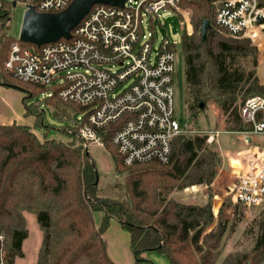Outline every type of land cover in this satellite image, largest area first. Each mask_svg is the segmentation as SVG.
Listing matches in <instances>:
<instances>
[{"label": "trees", "instance_id": "obj_1", "mask_svg": "<svg viewBox=\"0 0 264 264\" xmlns=\"http://www.w3.org/2000/svg\"><path fill=\"white\" fill-rule=\"evenodd\" d=\"M223 0L181 1L188 12L193 34H182L185 106L195 119L209 103L224 115V132L242 133L250 130L242 123L239 108L248 97L264 98V84L254 73L256 56L248 38H231L219 34L214 16ZM264 7V0H257ZM11 4L0 0V84L25 94L22 98L24 116L41 117L38 95L49 88L28 83L20 86L4 70L6 50L13 43L23 47L36 46L20 42L7 34ZM179 18L181 15L178 13ZM208 21L203 39L200 28ZM3 22V23H2ZM2 28V31H1ZM247 63L246 71L241 63ZM26 87V88H25ZM28 88V89H27ZM43 103L54 114H67L75 108L62 103L55 95ZM202 106V107H201ZM73 108V109H74ZM37 122V119H36ZM81 125L68 126L73 136ZM111 124L102 131V142L110 149L116 172L124 174L126 196L113 200L98 196L97 175L88 152L78 144L47 138L17 123L0 124V257L5 264L22 258V243L27 238L24 213L32 214L41 232V241L34 264H115L108 257L103 235L115 220L129 235V249L137 264H151L143 255L155 252L167 258L168 264H216L222 239L233 233L235 224L219 220L213 223L210 203H181L162 195L164 190L181 191L191 185H211L221 157L209 148L206 131L175 138L167 164L151 162L126 167L110 142ZM66 133L65 128L61 129ZM237 208H244L236 205ZM101 212L97 226L94 213ZM239 214L238 210L234 211ZM256 236L249 250L228 252L219 264H261L264 261V212L253 221Z\"/></svg>", "mask_w": 264, "mask_h": 264}, {"label": "built area", "instance_id": "obj_2", "mask_svg": "<svg viewBox=\"0 0 264 264\" xmlns=\"http://www.w3.org/2000/svg\"><path fill=\"white\" fill-rule=\"evenodd\" d=\"M72 0H21L18 5L39 13H58ZM181 1L124 0L123 6L95 4L71 31L70 39L42 45L9 46L4 70L20 82L49 88L62 103L84 109L75 125L83 149L103 145L102 131L111 124V144L126 167L158 162L167 164L180 129L173 112L171 42L156 43L154 21L166 11L179 13ZM220 33L231 38L264 39V7L257 0H223L214 16ZM190 34V33H188ZM260 44V43H259ZM239 115L250 130L244 136L264 135V98H246ZM196 133H202L197 131ZM218 131L207 133L213 144ZM87 152V151H86ZM242 168L234 175L232 201L244 208L264 204V150L240 154ZM2 239V237H0ZM0 264H5L2 255Z\"/></svg>", "mask_w": 264, "mask_h": 264}, {"label": "rangeland", "instance_id": "obj_3", "mask_svg": "<svg viewBox=\"0 0 264 264\" xmlns=\"http://www.w3.org/2000/svg\"><path fill=\"white\" fill-rule=\"evenodd\" d=\"M5 1L11 4L9 17L10 20L6 32L10 37L18 39L24 8L18 5V2H20L21 0ZM14 1L16 2L15 6L12 5ZM179 14L181 15V18H179L178 14L175 12L166 11L164 13H161V16L154 21L153 28H151L149 25L147 29L148 31L153 32L157 41L156 43H159L161 38L165 37L171 42V44H173L172 47L174 54V72L172 84V102L174 118L180 129H189V132L187 131V135L197 134L196 132L198 130H203L208 133L218 131V134L216 135V141L213 144L208 145V147L215 150L220 155V157L221 151L229 152L232 156H237L240 151H245L247 146L241 144V142L237 140L236 135L224 132V115L219 107H217L213 103H209L207 107L198 115L196 120L190 118V116L186 112L184 62L181 48V38L183 33L188 36L192 35L194 29L191 23L188 22V12L185 9L180 8ZM222 35L225 36L224 34ZM250 42V46L254 48L257 63L253 71L258 79V82L260 84H264V39L262 42ZM241 66L246 71L251 69L245 62L241 63ZM13 79L15 80L14 82H17L20 86L23 85L19 80L15 78ZM24 96L25 94L20 90L12 87H6L0 84V124L17 123L20 125H26L33 131H35V135L38 136L39 139H42L45 129L43 127L34 128L35 124L39 126V122H41L43 126H47L50 128L47 131V138L62 140L63 142H70L73 144L79 143L76 135L69 136L68 132L71 131L69 129H66L68 126H73L74 123H76L78 116L81 115V113L75 111L74 107V109L71 108L72 111L67 114L58 113L56 115L54 114L52 108L47 107L45 103H43L44 96L38 95L34 99V102L39 103L38 110L41 112L42 116L25 117L22 104V98ZM64 128L66 131L65 134L61 132V129ZM253 140L254 142L252 146L264 149V135L255 136L253 137ZM85 151L89 153L91 159L94 162L97 175L98 196L113 200L125 199L126 186L124 182V174L121 172H116L114 170L110 149H108L104 144L102 146L98 144H91L90 147L86 148ZM222 165L223 159L221 157L220 164L215 168L214 179L209 186L191 185L181 191L164 190L162 192L163 196L165 195L167 198H172L175 201L181 203L206 205L209 202L214 220L211 226L206 229V232L215 227L219 220H225L228 226L233 223L235 224L233 233L229 235L226 234V236L222 239L220 247L221 258L217 261L216 264H219L220 260L228 252L233 251L234 249L244 251L249 250L253 246L256 236L255 230H253V221L258 218V216L262 212H264V204L262 206L253 208H237L233 203L230 189L232 187L234 175L240 170L239 165L237 166L235 164L232 166L230 172L231 178L226 177L221 180L222 186L220 185L219 189H217L216 186H213V182L218 178L219 170L221 169ZM203 194H205L207 197L205 204L200 203V200L202 198L201 196ZM235 208L236 211L238 210L239 212L238 215L237 213L236 215L234 213ZM93 215L95 224L98 226L103 214L101 212H95ZM32 217L34 218V221L32 225H29L31 236L29 238V242L26 243L28 244V255L26 261L24 262L30 261V258H32V256L34 258V255H36L37 244L39 242V239H41V232L35 221V217L33 215ZM34 239H36V243ZM126 246L127 245H125L123 250H116L117 256L115 255L116 259L124 264L127 263V259H130V256L127 258L128 251L129 255L133 257L130 249H126ZM157 255L150 258H147L146 255H143V257L146 260L150 261L151 264L168 263L166 257ZM35 258L37 257L35 256ZM19 262H23L21 261V258H18L15 264ZM134 263L137 264L135 261ZM261 264H264V261Z\"/></svg>", "mask_w": 264, "mask_h": 264}, {"label": "water", "instance_id": "obj_4", "mask_svg": "<svg viewBox=\"0 0 264 264\" xmlns=\"http://www.w3.org/2000/svg\"><path fill=\"white\" fill-rule=\"evenodd\" d=\"M123 3L124 0H72L64 10L58 13H39L30 7L24 10L18 40L40 47L60 39H70L71 31L88 14L93 5L121 7ZM12 5L15 6L16 2L14 1ZM208 28V21H203L200 28L203 39Z\"/></svg>", "mask_w": 264, "mask_h": 264}, {"label": "crops", "instance_id": "obj_5", "mask_svg": "<svg viewBox=\"0 0 264 264\" xmlns=\"http://www.w3.org/2000/svg\"><path fill=\"white\" fill-rule=\"evenodd\" d=\"M3 125H8V124H3ZM34 133H35V131H34ZM228 133L236 135L237 140L239 142H241V144H243L244 146H247V148L245 151H240L237 156H232L229 152H225V151L220 152L221 157L223 159V165H222L221 169L219 170L218 178L213 182V186H216L217 189H219L220 185L222 186L221 180H223L226 177L231 176L230 172H231V168L233 165L236 164L237 166L239 165L240 169L242 168L243 164H242V160L240 158V154H242L248 150H251L253 148H258V147L252 146L253 142H254L253 137H255V136H244L241 133H236V132L235 133L234 132H228ZM201 197L202 198L200 200V203L205 204L206 198H207L206 195L203 194ZM24 217H25V221L27 224L28 234H27V238L23 241L22 247H21L22 253H23V257L21 258V261H23V262H19V263H21V264H34L36 262L35 256L37 257V252H38V248H39L41 239H39V242L37 244L36 255H34V258L32 256L33 259L30 258V261L24 262V261H26L27 255H28L27 254V250H28L27 245L28 244H26V243L29 242V238L31 236V230L29 229V225L30 224L32 225V223L34 221V218L32 217V215H29L28 213H24ZM40 235H41V233H40ZM103 240H104V243L106 246V251H107L108 257L111 259V261H113L115 264H124V263H121L120 261H118V259H116L115 255H116V250H120V249L123 250L125 245H127L126 249L129 248L128 233L125 232L124 230H122L120 228L119 224L115 220H111L109 228L107 229V231L103 235ZM34 241L36 243V239H34ZM125 241H126V244H125ZM144 255H146L147 258H150V257L156 256L157 254L155 252H147ZM129 256H130V259H127V263H125V264H135L133 261V257H131V255H129V251H128L127 258ZM157 256H159V255H157ZM17 259H15L14 264H15ZM19 263H17V264H19Z\"/></svg>", "mask_w": 264, "mask_h": 264}]
</instances>
